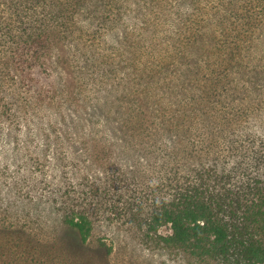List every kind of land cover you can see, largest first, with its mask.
<instances>
[{"label":"trees","instance_id":"1","mask_svg":"<svg viewBox=\"0 0 264 264\" xmlns=\"http://www.w3.org/2000/svg\"><path fill=\"white\" fill-rule=\"evenodd\" d=\"M47 50L76 108L94 109L81 125L146 137L159 163L139 208L148 233L170 224L159 241L197 264H264V0H0V77ZM62 220L72 245L90 242L86 209ZM19 245L0 241V264H46Z\"/></svg>","mask_w":264,"mask_h":264},{"label":"rangeland","instance_id":"2","mask_svg":"<svg viewBox=\"0 0 264 264\" xmlns=\"http://www.w3.org/2000/svg\"><path fill=\"white\" fill-rule=\"evenodd\" d=\"M46 53L33 68L10 62V74L0 77V226L10 228H0V241L18 242L17 253L34 248L46 264H197L159 241L156 234L170 233V224L158 233L146 229L139 208L154 204L159 166L146 137L137 133L134 146L121 145L120 131L101 126L105 122L81 125L77 118L86 120L94 109L76 108L59 63ZM65 66L76 69L70 60ZM147 66L154 67L153 55ZM124 70H132L131 79L140 74ZM69 207L86 209L95 220L88 244L76 237L70 243L62 220Z\"/></svg>","mask_w":264,"mask_h":264}]
</instances>
